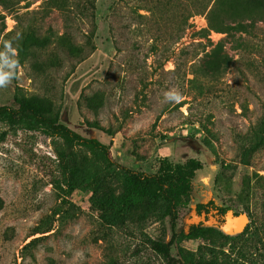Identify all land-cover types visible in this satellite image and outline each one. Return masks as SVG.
I'll use <instances>...</instances> for the list:
<instances>
[{"label": "rangeland", "instance_id": "374dc122", "mask_svg": "<svg viewBox=\"0 0 264 264\" xmlns=\"http://www.w3.org/2000/svg\"><path fill=\"white\" fill-rule=\"evenodd\" d=\"M207 1L0 0V80L7 81L0 105L28 101L108 146L110 160L135 173L153 174L160 159L198 160L202 169L188 204L178 209L170 254L182 262L210 251L228 259L245 244L247 263L264 264V237L254 229L230 252L213 231L224 215L195 211L212 201L245 214L254 205L247 183L254 173L264 176V149L252 167L237 162L239 136L264 110V26L200 38L206 20L193 5ZM250 2L220 0L219 14L236 4L243 14ZM191 12L185 33L175 38L179 17ZM55 145L39 131L0 123V264H165L148 240L171 239L167 219L108 228L90 207L89 190L68 196L63 221L22 252L34 227L60 205L62 193L51 184L60 178ZM129 203L136 219L140 208L131 197ZM198 223L204 232L189 234Z\"/></svg>", "mask_w": 264, "mask_h": 264}, {"label": "trees", "instance_id": "16d2710c", "mask_svg": "<svg viewBox=\"0 0 264 264\" xmlns=\"http://www.w3.org/2000/svg\"><path fill=\"white\" fill-rule=\"evenodd\" d=\"M251 1V2H250ZM246 12L241 14L238 4L234 5L228 13L220 12V0H208L197 3L194 6L195 14H203L206 27L196 32L197 35L207 38L210 32L232 36L236 33L250 34L258 29V24L264 26V0H249ZM243 10V9H242ZM236 11V12H234ZM192 12L179 17L175 29V38H181L188 28V21ZM94 30V29H93ZM93 30L91 33H93ZM89 42V40H88ZM91 50L94 47L91 46ZM203 72L211 75L208 68L203 66ZM17 107L10 108L0 105V123L10 130H23L28 132L39 131L46 137L56 139L60 145H55L54 154L60 178H56L51 184L61 193L60 205L52 211L43 221L34 227L27 238H32L22 248V252L34 246L40 237L53 230L55 221H63L67 213L64 209L68 204L66 198L77 190H89L90 207L99 213L103 225L108 228L119 227L127 222H141L152 218L154 221L167 219L172 230L171 239L164 243L157 240H148L149 248L161 257L165 264H248L246 261L245 244L236 251V256L228 259H220L218 255L209 253L208 257L199 255L196 260L181 261L172 257L170 247L174 244L177 235L173 234L178 209L185 207L189 202L191 182L196 171L202 169L201 163L196 159H188L184 163L172 164L166 159L156 162V171L150 175L135 173L125 169L109 158L108 146L94 138H84L57 119L47 115L43 110L22 98H16ZM206 132H209L206 128ZM264 149V110L247 131L238 138L237 162L245 167H252L256 155ZM247 183V188L252 192L253 207H244V213L248 218V224L244 231L238 235L227 236L219 230H214L215 235L227 246L230 252L234 243H246V235L250 229L259 238L264 237V213L259 203L264 176L254 173ZM262 196V195H261ZM133 199L140 208L138 217L134 219V206L129 200ZM207 207L216 209L221 215H226L229 208L217 207L212 201L206 204H197L196 212L208 211ZM233 216L239 213L232 212ZM57 218V219H55ZM201 225H191L189 234L204 232ZM251 234V233H250ZM262 239V238H261ZM214 250V249H212ZM223 252V251H222ZM111 264H116L111 262ZM255 264V263H250Z\"/></svg>", "mask_w": 264, "mask_h": 264}, {"label": "water", "instance_id": "95a60500", "mask_svg": "<svg viewBox=\"0 0 264 264\" xmlns=\"http://www.w3.org/2000/svg\"><path fill=\"white\" fill-rule=\"evenodd\" d=\"M210 220H213V218L210 217ZM242 220L245 221L243 225L241 222ZM247 224L248 218L246 214H239L237 216H233L231 212H228L224 217V222L218 225V229L224 235L234 236L242 233Z\"/></svg>", "mask_w": 264, "mask_h": 264}, {"label": "flooded vegetation", "instance_id": "af4514ba", "mask_svg": "<svg viewBox=\"0 0 264 264\" xmlns=\"http://www.w3.org/2000/svg\"><path fill=\"white\" fill-rule=\"evenodd\" d=\"M208 209V211H200V212H196V214L198 215V216H201L202 214H205V215H208V213H209V211H212L213 210V212H215V214H219V212H216V209H214V208H211V207H207ZM196 211V210H195ZM224 217H225V215L223 216V222H224ZM199 225H202V223H198ZM195 226H198V225H195Z\"/></svg>", "mask_w": 264, "mask_h": 264}, {"label": "clouds", "instance_id": "9594fccd", "mask_svg": "<svg viewBox=\"0 0 264 264\" xmlns=\"http://www.w3.org/2000/svg\"><path fill=\"white\" fill-rule=\"evenodd\" d=\"M6 82L7 81L0 80V85H3ZM167 99H169V100H178L179 96L178 95H173V94H168Z\"/></svg>", "mask_w": 264, "mask_h": 264}, {"label": "bare ground", "instance_id": "6f19581e", "mask_svg": "<svg viewBox=\"0 0 264 264\" xmlns=\"http://www.w3.org/2000/svg\"><path fill=\"white\" fill-rule=\"evenodd\" d=\"M241 222H242V225H243L245 221L242 220Z\"/></svg>", "mask_w": 264, "mask_h": 264}]
</instances>
